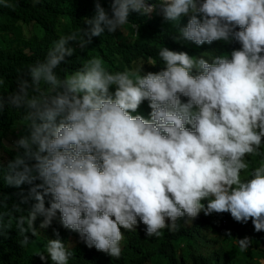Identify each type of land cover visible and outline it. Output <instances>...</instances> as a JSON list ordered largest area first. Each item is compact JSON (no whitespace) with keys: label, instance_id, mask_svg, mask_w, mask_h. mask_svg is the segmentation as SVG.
<instances>
[{"label":"clouds","instance_id":"clouds-1","mask_svg":"<svg viewBox=\"0 0 264 264\" xmlns=\"http://www.w3.org/2000/svg\"><path fill=\"white\" fill-rule=\"evenodd\" d=\"M132 12L162 15L172 31L176 44L158 50L159 71L116 67L104 48L73 66L77 48L84 52L105 33H124ZM79 20L27 67L10 95L0 96V113L9 106L24 113L26 131L13 142V158L0 162V178L29 186L31 198L24 200L32 207L16 218L20 244L35 235L36 221L45 241L28 254L44 264H69L73 247L85 242L106 259L122 258L123 250L134 259L130 244L121 248V229H135L148 244L165 228L167 239L185 216L193 224L180 223L192 227L200 214L227 212L264 231V0H111L107 9L95 0ZM133 27L138 33L139 25ZM31 30L23 26V36ZM215 41V56H200ZM249 157H260L256 166ZM56 224L79 234L73 245ZM48 227L54 235L42 231ZM235 244L246 252L252 238ZM173 250L180 260L196 252ZM159 254L169 255L159 252L141 264ZM257 260L264 264V251Z\"/></svg>","mask_w":264,"mask_h":264},{"label":"trees","instance_id":"trees-1","mask_svg":"<svg viewBox=\"0 0 264 264\" xmlns=\"http://www.w3.org/2000/svg\"><path fill=\"white\" fill-rule=\"evenodd\" d=\"M111 0H105V3L109 4ZM7 3L9 6H5ZM93 0H38L34 3V0H0V10H2V16L0 14V35L2 31H13L17 34L12 41H0V80H3V85H0V96L10 95L16 88L18 77L26 72L27 67L34 63L37 59L44 56V52H47L51 46L52 41L59 36L69 32V28L75 27V24L88 14ZM16 15L17 19L13 17ZM136 20H141L143 16L139 13H130ZM7 17L13 18L16 22ZM29 21L32 24L31 35L29 37L23 36V25L19 21ZM139 31L137 37L130 36L128 40L120 39L116 33L103 34L100 37L99 42H93L89 45L88 49L81 52L77 48L79 55L74 56L75 66L76 62H80L82 56H93L94 47L98 46V50L102 51L105 55L112 54L116 59H111V64L116 67H137L142 68L144 72L159 71L163 66L159 56L157 57L158 50L168 44H176L173 40L172 31L166 30V24L161 22L148 29L144 21L139 23ZM119 31V30H118ZM5 34V33H4ZM6 38H10L5 35ZM237 48L240 46L238 43H234ZM226 49L231 50L230 45H226ZM209 51H205L204 56L206 59H211L215 56L214 47H217V41L211 45L205 44ZM29 49L30 52L26 50ZM218 49V55L224 53V51ZM196 52V50H195ZM154 57L156 65L150 62V58ZM118 61V62H117ZM61 70L58 69V71ZM185 99L186 98H182ZM23 110L7 107L3 113H0V162L6 165L7 162L14 156V147L8 146L6 141L14 142L20 135H23L26 129L23 126ZM261 151L264 152V144L261 146ZM249 160L254 161L252 166H256L260 157H249ZM10 190L7 188V184L0 178V214L3 216L0 218V264H44L33 255L28 254V247L40 246L45 241V233L40 232L37 229L39 223L35 222L36 233L32 235L31 232L27 233L29 236V243L27 245H21L20 241L23 236L19 234L16 228V218L23 215L27 216L28 211L32 206L26 203L25 200L18 199L11 195ZM14 200L17 202L14 203ZM20 206V211H16ZM23 210V211H22ZM41 220V217H37ZM217 218L213 216L205 217L200 214L197 221L192 227H187L182 223H177L175 230L169 229L167 239L172 240L171 244L164 248L153 249L146 243L144 237L136 233L128 231V242L130 248L134 249L135 258L130 259L129 252L124 251L125 254L122 258L117 260H109L85 247L86 243L76 244L73 249L75 251V259L69 264H134L135 262L144 263L151 261L153 257L159 252H165L169 255L168 264H220L222 257H227L228 254L223 245H219L214 240H206L205 249L200 246L197 239H189L192 244L191 251L192 259L180 260L173 250V241L184 236L197 237L205 230L215 228L217 226ZM55 230L64 236H68V242H71L75 236H79L78 233L72 231L68 233L60 224L55 225ZM43 232H47L49 236L54 235L50 227L42 229ZM69 234V235H68ZM127 246L125 247V250ZM198 251H204L211 255L205 256L203 254H197ZM251 257V256H250ZM245 264H261L260 260L256 262H250L246 257Z\"/></svg>","mask_w":264,"mask_h":264},{"label":"rangeland","instance_id":"rangeland-1","mask_svg":"<svg viewBox=\"0 0 264 264\" xmlns=\"http://www.w3.org/2000/svg\"><path fill=\"white\" fill-rule=\"evenodd\" d=\"M128 32L125 31L124 34H127ZM82 62H85L87 59L85 56H82ZM206 205V201H204ZM207 216H213L217 218V228L216 229H210L205 230L203 232L204 237H200L197 239L198 243L202 248L205 249V242L203 239L206 240H214L219 245H223L225 251L230 254L229 256L225 257V263L226 264H245L246 257L249 259L250 262H256L257 261V254L264 251V231H261L259 233L255 232L254 226L249 220L247 223H241L235 221L230 213H212ZM188 217L181 218L180 222L186 224V225H192L193 220H188ZM225 219L228 220L224 221ZM137 230L143 234L147 239H150V237L146 236V226L143 223H139ZM121 231L124 233V239L121 241V248L125 249L127 246V249H129V242H128V236L127 230L121 229ZM166 231L167 228L161 230V239L157 242H154L152 240L147 241L150 248H158V247H165L167 245H170V241L166 239ZM231 233V237L227 236L226 233ZM245 236L252 238V244L250 248L246 252H241L239 247L235 244V238H244ZM189 239H186L185 237L180 238L178 241L173 242V247H177L179 254H188L192 249V244L189 242ZM75 239L72 240V245L74 244ZM251 256V257H250ZM169 260L165 255L159 254L154 258V262L152 264H168Z\"/></svg>","mask_w":264,"mask_h":264},{"label":"bare ground","instance_id":"bare-ground-1","mask_svg":"<svg viewBox=\"0 0 264 264\" xmlns=\"http://www.w3.org/2000/svg\"><path fill=\"white\" fill-rule=\"evenodd\" d=\"M101 4L103 7H105L106 9L108 8L109 4L105 3V0H100ZM93 3H95V0H93ZM95 5V4H94ZM94 8V7H93ZM94 13V12H93ZM0 14L2 16V10H0ZM13 15V14H12ZM14 18L17 19L16 15H13ZM7 19H11L13 20L14 22H16L13 18L11 17H7ZM142 21H144V24L145 26L148 28V29H151L153 26L157 25V24H160L161 22L164 21L163 19V16L162 15H159V16H156V17H153V18H147V17H143L141 19ZM22 24L24 26L25 29H30L32 28V24L29 22V21H24L22 20ZM136 24V25H139L138 23H136V19L132 16V15H129V24H126L124 25L121 29L124 30V31H127L128 33L127 34H124L121 30L117 31L116 34L117 36L120 38V39H124V40H128V38L131 36L130 33L131 32H134L137 36H138V33L136 31V29L133 27V25ZM182 27V25H180ZM140 28V26H139ZM139 28H138V31H139ZM77 28L76 27H73V28H69V31H74L76 30ZM15 37L11 36V38H6L5 34L1 33L0 35V41H6V42H9L10 43V40L12 41ZM94 44V43H92ZM98 46H95L94 47V55L93 56H98L100 54V50H98ZM79 55L80 56V53L76 51L75 55ZM112 54H107V56H111ZM73 56V57H74ZM157 57H158V54H157ZM109 61L110 59H116L114 56L112 57H108ZM154 58V57H153ZM118 62V61H117ZM68 69H71V66L69 65H65V69L64 70H67ZM12 146L14 147V143L12 142ZM1 154H3L2 152H0ZM3 162H4V159H3ZM7 188L10 190L9 192L11 193V195H14V197L18 198V199H21V200H24V196H26L27 198H31L29 196V186L27 185H21L20 187H16V186H9L7 185ZM17 202L16 200H14V203ZM20 207V206H19ZM21 208V207H20ZM22 209V208H21ZM23 211V210H22ZM3 216V214L1 213L0 214V218ZM47 233V232H46Z\"/></svg>","mask_w":264,"mask_h":264}]
</instances>
